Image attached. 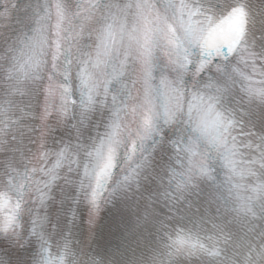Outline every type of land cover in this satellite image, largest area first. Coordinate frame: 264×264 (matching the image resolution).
Instances as JSON below:
<instances>
[{"label": "snow or ice", "instance_id": "1", "mask_svg": "<svg viewBox=\"0 0 264 264\" xmlns=\"http://www.w3.org/2000/svg\"><path fill=\"white\" fill-rule=\"evenodd\" d=\"M0 264H264V0H0Z\"/></svg>", "mask_w": 264, "mask_h": 264}]
</instances>
